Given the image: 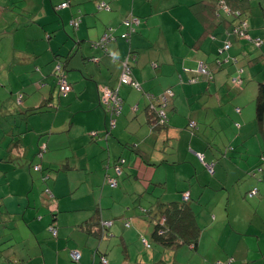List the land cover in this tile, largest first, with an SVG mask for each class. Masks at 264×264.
<instances>
[{
    "label": "crops",
    "instance_id": "0c3cea01",
    "mask_svg": "<svg viewBox=\"0 0 264 264\" xmlns=\"http://www.w3.org/2000/svg\"><path fill=\"white\" fill-rule=\"evenodd\" d=\"M217 1L0 0V123L11 117L10 123L0 126V264H99L98 257L107 264L112 260L176 264V251L183 245L172 249L156 245L164 250L158 261L157 254L145 261L143 253L130 251L134 240H140L143 250L152 249L153 221L160 205L180 203L188 192L192 209L194 190L167 195V183L158 175L189 171L184 178L191 180L197 172L193 165V170L179 169L188 162L211 165L215 175L221 171L216 166L219 158L238 164V169L245 163L242 173L250 178V189L242 199L252 200L247 193L254 187L260 198L250 205L252 217L244 228L234 223L227 231L231 259L214 256L218 250L214 242L208 261L199 255L201 264H264V216L254 220L264 208V188L259 189L264 184L262 146L255 160L239 155L237 162L228 154L218 156L212 144L195 142L194 131L200 126L208 129L215 120L208 114L211 105L200 100L214 99L223 105L221 90L233 78L232 72L264 63V0H224L241 12L236 29L243 31V37L227 34L225 20L232 18L225 16L224 1L219 2L220 10L214 8ZM63 3L67 6L61 7ZM101 4L107 9L98 8ZM130 15L140 19L138 29L128 42L118 40L124 33L121 24ZM106 33L118 42L98 47ZM226 43L230 46L223 51ZM222 52L224 60L236 61L217 69ZM125 59L138 88L120 84ZM201 64L212 71L213 81L196 75ZM61 75L70 87L64 95L56 88ZM196 76V82L188 81ZM104 86L117 89L122 100L113 128L99 103ZM171 93L164 107L167 122L160 126L148 106H158L155 99ZM231 100L229 114L235 129L241 130L237 120L243 118V110ZM235 108H240L239 114ZM20 159L36 163L26 167ZM36 164L42 171L30 172ZM108 177L118 180L116 188L107 185ZM46 190L49 193H43ZM116 203L122 204V213L115 210ZM197 218L200 215L195 216L199 228ZM89 220L91 226L86 225ZM104 222L111 224L102 226ZM51 225L56 236L48 230ZM142 240L151 243L150 248ZM199 243L198 238L195 247L186 245L194 253L187 259L197 261ZM119 247L117 259L113 251ZM72 250L80 252L78 263L70 259Z\"/></svg>",
    "mask_w": 264,
    "mask_h": 264
},
{
    "label": "rangeland",
    "instance_id": "374dc122",
    "mask_svg": "<svg viewBox=\"0 0 264 264\" xmlns=\"http://www.w3.org/2000/svg\"><path fill=\"white\" fill-rule=\"evenodd\" d=\"M140 22L141 21L134 25V29H138ZM121 26L124 28L125 33L126 29L124 25L121 24ZM130 36H132V34H130L128 38ZM118 40L122 39L119 38ZM128 40L125 41L128 42ZM116 42L110 41L109 44H116ZM161 57L164 58L165 56ZM232 75L233 79H236L240 76L243 80V84L241 86L236 84L233 85L231 81L232 78L229 80V83L226 84L221 90L222 98L224 99L222 103L223 105H216V100L214 99L209 100L208 98H202V100H200L202 103L204 102L208 105H211L210 110H208V114L211 112L212 116L215 117V120L208 129L203 130L204 126H200L199 131H194L195 142L198 140L201 143L212 144V148L218 156L226 152L224 150L232 147L234 150L232 153L229 152L228 156L230 155L233 160L237 162H239V155L248 156V158H251L250 160H255L260 154L259 148L262 146L261 136L258 131V125L255 122L254 115L256 87L258 82L264 83V63L246 67L244 68L243 73L241 71L240 73L232 72ZM56 88L58 94L57 85ZM214 89L217 91L218 86L214 87ZM214 89L212 88L210 90L215 91ZM228 97L232 98L231 101L236 100L237 106L243 110V118L237 120L240 122L241 126L243 125V129L241 130L237 128L235 129L234 127V116L233 114L230 115L228 110V107L232 109L233 105L230 104ZM228 114L229 121H227L225 118V115ZM15 119L18 120L16 117ZM3 121L4 124L0 123V126L5 125L6 121L10 123L11 117L5 118ZM188 132L191 134L190 130H188ZM189 137L192 138V135H189ZM244 156L242 158L243 160L245 159ZM218 160L219 163H216V166H220L221 171L216 170V176L211 175L213 174V170L211 173L207 171L204 162H199L203 165V167H200V164L198 163H194L196 164L194 165L192 162H188V164L184 163V165L181 164V166H179V169L186 171H188L189 168L193 170L192 165L196 168V174H194V177L188 181H186V179H188L187 176L189 175V171L188 174L179 171H168L158 175V177H162V179L167 183V195H171L173 191L178 193L183 189L194 190V195L191 198L190 204L192 205V210L195 216L198 217V215H200V219L197 218V223L199 228L202 229V232H200L201 238L199 237V252L197 254L198 256L200 255L205 261H208L210 258L209 256L212 255L213 251H215V246L213 244L214 242L217 243L218 248L217 253L214 256H219V258L224 256L225 258L231 259L230 253L233 247L226 238V235H228L227 231L232 230V228L235 226L234 223L239 228H244V225L247 223V221H249V218L252 217L253 200H258L260 198L257 195L256 197L252 198V200L242 199L243 194L248 189H250V186H248L250 178L246 177V174L242 173L245 171V163H242V168L238 169V164L236 163H227V161H224V159L221 158ZM20 161L24 163L25 166L29 163L30 165L36 163L29 162V160L25 161L23 159H20ZM224 166L226 168H223ZM31 170L32 168L29 169L30 172H32ZM33 171L39 172L35 170ZM33 174L36 175V173ZM181 176H183L182 181L180 180ZM184 177H186V179ZM263 186L264 184H261L259 189L263 190ZM159 193L160 191L156 192L152 198L154 199ZM132 197L133 202L135 196ZM198 206H200L203 210ZM116 209H120V213L124 211L121 203H116L115 210ZM259 214L264 216V208L259 209V212H257L254 220H257ZM105 224H107V222H104L103 225L110 226V223L107 225ZM147 228L149 233L151 228ZM132 235L134 236V234ZM145 236L148 239L149 235H147V233ZM137 238L139 239L140 236L138 235ZM139 241L140 240H134L131 244L130 251L135 253L134 255H137L138 252L143 253L142 257L145 259V261H150V254H157V261L161 260L164 250L151 243V250H143L139 244ZM219 241L225 245L221 247ZM183 246L184 248H178L176 251L178 253L175 259L176 264H201L202 259L200 256L197 258V261L191 260L194 253L191 250H188L186 245ZM207 247H209L208 250L206 249ZM113 253L116 254L117 259H119V255L121 254L120 247L116 251L114 250ZM114 254L113 256L115 258ZM167 255L168 258L170 257L169 260H171L172 255L170 253H167ZM188 256H191V258L187 259L186 257ZM218 261L220 262V260ZM112 264H115V260H112Z\"/></svg>",
    "mask_w": 264,
    "mask_h": 264
},
{
    "label": "trees",
    "instance_id": "16d2710c",
    "mask_svg": "<svg viewBox=\"0 0 264 264\" xmlns=\"http://www.w3.org/2000/svg\"><path fill=\"white\" fill-rule=\"evenodd\" d=\"M204 1L205 0H202V2H204ZM206 1L208 3V0H206ZM220 1L221 0H218L216 2L215 6L213 3L214 8L216 7L217 10H220V8H218ZM222 1H224V0H222ZM225 4H226V8L228 10V13L226 12L225 16L228 18L229 17L232 18L230 21L227 19L225 20V24L227 25L226 30H228L227 34H229V36H232V37H237L239 35V32H238L239 29H236V27L238 25V23H236V22L240 18L241 12L239 10L237 11V10L230 8L226 2H225ZM224 57H226L225 53H223V52L219 53V56L216 60V62L218 64L217 69L222 68L224 64L225 65H227V64L231 65V63H232V65L235 64L233 62L234 61L233 58H231L229 60L228 59L224 60ZM205 67L209 73L208 75H203L200 73H196V75L199 77L204 76L205 79L207 80V82H211V81H213V73L207 66H205ZM240 71H239V73H240ZM241 72H243V71H241ZM197 76L196 77H189L188 81L192 80V79L196 80ZM231 81H232L233 85L236 84L238 86H241L243 84V80L240 76L236 79L232 78ZM57 86H58V84H57ZM58 89H59V86H58ZM165 96H166L167 101H168V98L170 96H172V93H171V95L168 94V96H167V94H166ZM17 104L18 105L21 104L20 98L17 99ZM160 108L161 107L159 105L157 106V105H152V103L151 104L149 103L148 109L154 115L155 121L157 119H159L158 112H159ZM234 110L237 114H239L240 108H235ZM163 111H164V108H163ZM254 115H255V122L258 125V131L260 133L261 141H262L261 154L264 156V83H260V82L257 83V87H256L255 114ZM166 122H167L166 113H165V120L163 122H161L160 120L156 121V123L160 124V126L165 125ZM233 150H234V148L229 147V149L225 150L226 152L223 153L224 156L226 154H228L229 152H233ZM36 166H39V168L37 170L34 169ZM31 168H32V170H35V171H40V172L42 171L41 166L38 164L31 166ZM261 171H262L261 168H257V172H261ZM43 179L45 182L46 178H43ZM114 179L116 180V182L118 181L116 178H114ZM117 185H118V182H117ZM254 189L257 190V193L254 196L249 197L248 194L251 191L250 190L247 193V197L253 198V197L258 195V188L254 187ZM43 193H47V192L43 191ZM188 202H189V200L186 202L182 201L180 203H169V204H165L163 207H161V205H160L159 208H157L156 217L154 218V221H153V223H154L153 224V226H154L153 227V233L151 235V240H152L153 244L159 245L160 247L167 248V249H170V248L172 249V248L177 247L179 245H187V246L191 245L193 247L196 246L197 240H198L199 235H200V229L198 228V226L196 224L195 215H194L191 207L188 205ZM144 213H148V212L144 211ZM90 221H92V220H89L88 222H86V225L91 226L90 224H92V223H90ZM107 223L111 224V222H107ZM102 226H104V225H102ZM50 227H54V226L51 225V226H49V228ZM86 228H88V227H86ZM50 234L52 235V233H50ZM142 242L145 245V248H150V244L147 241L142 240ZM99 258L100 257H98V262L100 264ZM72 263H74V262H72Z\"/></svg>",
    "mask_w": 264,
    "mask_h": 264
},
{
    "label": "built area",
    "instance_id": "2783aa9c",
    "mask_svg": "<svg viewBox=\"0 0 264 264\" xmlns=\"http://www.w3.org/2000/svg\"><path fill=\"white\" fill-rule=\"evenodd\" d=\"M60 6L61 7H65V6H67V3H63ZM98 8L107 9L104 4L98 5ZM138 23H139V20L136 17H134L133 15H130L129 17H127L122 22V24L124 25V27L126 29V32L123 33L120 36V38L128 40V36L135 32L134 25L138 24ZM71 25H74L76 27L77 26V22L73 21V22H71ZM110 30L111 29H109V31ZM238 32H239V36H241V37L244 36L243 31H241L239 29ZM110 41H115V38H114V36L112 34H110V33L107 34L106 33L100 39V41L97 42L96 45L98 47H103L104 48L105 43H108ZM255 42H256L255 44L257 46L261 45L260 41L257 40ZM229 46H230V44L226 43L224 45V47H223V51H226L229 48ZM109 56L114 60L115 56H114L113 53L109 54ZM92 61L93 62H97L98 60L96 58H92ZM234 61H236V60L234 59ZM196 72L200 73V74H203V75H208L209 74L207 69H206V67L204 65H202V64L197 68ZM119 81H120V84H124V85L132 84L135 88H138V86L131 79V67L128 64L127 59H125L122 62V71H121V75H120ZM189 81L192 83V82H195L196 80L192 79V80H189ZM57 84L59 86V91H60V93L62 95L66 94L69 91V89H70V87H69V85H68V83L65 80V77L63 75L58 77ZM100 91H101V94L99 96V103L105 109V111L108 113V115H109V126H110V128H113L114 125H115L114 117L118 116V114L120 113L121 106H122V100L119 97L118 90L115 89V88H109L107 86H104V87L100 88ZM155 101L158 102L157 104L161 107L159 109L158 116H159V120L161 122H163L165 120V112L163 111V108L165 107L166 97L165 96H161L157 100L155 99ZM190 126H193V123H191ZM198 158H199L200 161H202V156L201 155H198ZM38 168H39V166H36L34 169L37 170ZM206 168L211 173L213 166L206 165ZM115 171H116L117 175H120L121 170H120L119 166H117L115 168ZM106 182L109 185V187H111V188H115L117 186V182H116V180L114 178H109L108 177L106 179ZM46 192L49 193L48 190H46ZM256 193H257V190L253 188L249 192L248 195H249V197H252ZM181 198H182L183 202L188 201L189 200V193L188 192L183 193ZM107 224H105V225H107ZM49 231H50V233H52L53 236H56V230H55L54 227H50ZM69 256H70L71 261L74 262V263H78L80 261V258H81L80 252H78L77 250H72L70 252ZM99 260H100V264H107V260L105 258L100 257Z\"/></svg>",
    "mask_w": 264,
    "mask_h": 264
}]
</instances>
